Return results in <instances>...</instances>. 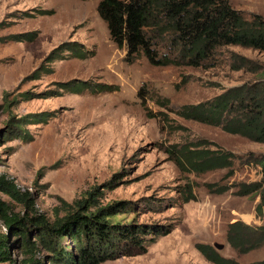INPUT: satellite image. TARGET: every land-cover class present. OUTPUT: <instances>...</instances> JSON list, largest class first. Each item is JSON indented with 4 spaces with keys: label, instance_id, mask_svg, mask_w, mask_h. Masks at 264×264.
Here are the masks:
<instances>
[{
    "label": "rangeland",
    "instance_id": "rangeland-1",
    "mask_svg": "<svg viewBox=\"0 0 264 264\" xmlns=\"http://www.w3.org/2000/svg\"><path fill=\"white\" fill-rule=\"evenodd\" d=\"M100 1L0 0V177L19 191L16 198L0 187V202L10 215L53 222L92 192L100 207L126 203L114 221L173 226L146 253L103 264H213L199 245L242 264L263 261L264 242L243 254L227 234L237 221L264 226L259 195L240 194L243 184L262 182L254 160L264 162V144L179 112L264 81V52L229 46L211 68L157 66L143 55L130 64L97 12ZM229 2L249 19L264 17V0ZM28 34L36 39L26 41ZM66 46L93 54L77 58ZM234 56L254 72L241 63L233 70ZM81 83L88 88L72 93ZM42 114L49 122L33 123ZM192 144L234 154L232 167L200 174L181 168L171 152ZM189 189L197 200L183 202ZM0 232L10 234L1 218ZM12 254L18 264L26 258L17 247Z\"/></svg>",
    "mask_w": 264,
    "mask_h": 264
},
{
    "label": "trees",
    "instance_id": "trees-1",
    "mask_svg": "<svg viewBox=\"0 0 264 264\" xmlns=\"http://www.w3.org/2000/svg\"><path fill=\"white\" fill-rule=\"evenodd\" d=\"M97 12L108 25L111 41L127 50L125 60L130 64L143 55L157 66L211 68L220 63L221 50L229 46L264 52V17L249 19L232 8L229 0H101ZM51 13L42 11L41 15ZM25 39L34 41L36 34H28ZM64 50H71L81 59L93 54L81 53L76 47L66 46ZM233 58V70L245 66L254 72L247 60ZM87 88L81 83L72 93ZM179 113L186 119L221 127L230 135L264 144V81L225 89L211 100L183 107ZM50 119L47 114H42V118L32 121L48 123ZM203 144L176 148L171 154H176L177 164L191 173L232 167L234 154L211 150ZM254 162L262 165V182L243 184L240 194L259 195L260 202L256 207L259 217L264 212V162L256 159ZM0 187L18 198L17 187L5 176L0 177ZM225 191L226 188L218 190L219 193ZM187 193L184 192L183 202L197 200L191 189ZM95 196L96 193L90 192L88 198L74 201L76 210L53 222L40 214L30 219L10 215L0 202V218L10 231V234L0 232V263L18 264L12 254L13 247H17L26 257L21 264H103L146 253L173 228L114 221L125 212L126 203L100 207ZM227 239L240 253H249L264 242V226L251 227L237 221L229 226ZM197 248L213 264H242L222 256L211 246L199 245ZM251 264H264V260Z\"/></svg>",
    "mask_w": 264,
    "mask_h": 264
},
{
    "label": "water",
    "instance_id": "water-1",
    "mask_svg": "<svg viewBox=\"0 0 264 264\" xmlns=\"http://www.w3.org/2000/svg\"><path fill=\"white\" fill-rule=\"evenodd\" d=\"M214 247L218 250V251H221L224 249V245H221V244H214Z\"/></svg>",
    "mask_w": 264,
    "mask_h": 264
}]
</instances>
